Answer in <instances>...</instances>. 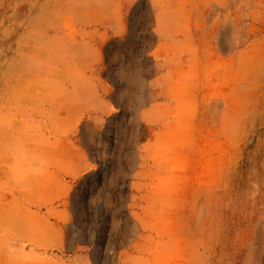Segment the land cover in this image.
<instances>
[{"label": "rangeland", "instance_id": "obj_1", "mask_svg": "<svg viewBox=\"0 0 264 264\" xmlns=\"http://www.w3.org/2000/svg\"><path fill=\"white\" fill-rule=\"evenodd\" d=\"M0 264H264V0H0Z\"/></svg>", "mask_w": 264, "mask_h": 264}]
</instances>
